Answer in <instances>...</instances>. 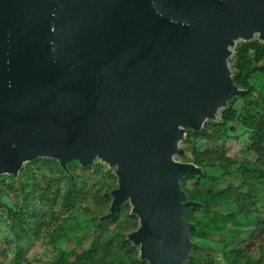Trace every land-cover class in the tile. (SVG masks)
I'll return each mask as SVG.
<instances>
[{"label": "water", "instance_id": "95a60500", "mask_svg": "<svg viewBox=\"0 0 264 264\" xmlns=\"http://www.w3.org/2000/svg\"><path fill=\"white\" fill-rule=\"evenodd\" d=\"M264 43V0H0V175L35 158L106 164L107 211L130 204L125 239L147 264H186L185 217L204 205L182 144L246 89L238 42Z\"/></svg>", "mask_w": 264, "mask_h": 264}, {"label": "rangeland", "instance_id": "374dc122", "mask_svg": "<svg viewBox=\"0 0 264 264\" xmlns=\"http://www.w3.org/2000/svg\"><path fill=\"white\" fill-rule=\"evenodd\" d=\"M254 65L264 63L255 62ZM249 81L255 90L244 100L236 98L234 106L241 109L243 104L248 105L252 111L263 114L264 73H252ZM218 120L220 124L222 119L219 114ZM205 123L214 124L212 121ZM218 141L223 142L230 161L226 163L227 173L223 177L218 167L209 169L217 180L208 187L216 191L227 184L239 185L241 168L238 164L251 166L255 161V155L245 149L248 132L238 120L226 125L225 134ZM185 143L192 148L200 147L204 142L188 133ZM68 169L69 173H64L55 160L38 158L26 162L18 178L0 175V264H52L60 250L68 252L65 258L71 263L74 256L86 250L98 234L102 242L109 239L114 242L111 252L107 254L110 257L108 263L111 257L119 255L126 264H147L138 258L137 246H132L124 237L138 224L137 217L130 214L129 202L120 208L115 219L105 222L104 230L100 226L102 223H96V218L109 206V190L116 185L113 169L99 162L83 168L75 161L68 163ZM256 175L252 173V177ZM193 181L188 180L185 185L193 188ZM256 185L255 200L252 205H247L251 209L247 215L238 216L233 221L209 222L204 238L191 237L197 244L192 250L193 260L197 264H229L224 255L234 246L243 250L235 264H249L264 253V179L258 178ZM200 189L203 190L201 185ZM66 193H69L68 201L65 200ZM233 209L229 201L225 210ZM202 210L194 211L196 218L202 215ZM10 211L23 213V228L14 226ZM259 220L263 227L261 235L257 232L259 229L255 230ZM116 235H121L133 250L128 251L127 245L118 249ZM242 238L245 240L239 241ZM260 264H264V258Z\"/></svg>", "mask_w": 264, "mask_h": 264}, {"label": "trees", "instance_id": "16d2710c", "mask_svg": "<svg viewBox=\"0 0 264 264\" xmlns=\"http://www.w3.org/2000/svg\"><path fill=\"white\" fill-rule=\"evenodd\" d=\"M255 62L264 63V43L253 40L250 42H242L239 46L235 47L234 81L240 87L246 89V92L240 96V99L242 100L247 98V96H249L255 90V87L249 81L251 74L255 72L264 73V65L257 66L254 65ZM236 98H233L229 102L228 108L224 109L221 112L220 116L222 122L220 124L205 123L200 132H187V134L189 133L192 137L202 139L204 142L202 146H193L191 148L188 144L185 143L186 136L184 138V141L182 142V144L189 146L191 150L192 161L203 169L202 176H186L182 180V188L188 195V198L191 200L199 201L204 205V207L202 208V215L200 217H195L194 211L196 210L192 211L185 217L188 221L192 220L191 222L195 223L196 225V230L190 234V237L196 236L204 238L207 235V230L209 229V222L215 224L219 220H225L226 222L233 221L238 216L242 215L244 217L245 215H247V212L251 211V209L247 207V205H252L255 200L257 180L258 178L264 179V113L261 114L258 111H252V109L248 105L244 104V106L242 105L241 109H237L234 106ZM233 120H238L241 127L248 132V142L245 145V149L255 155V161H253V164L251 166H244L242 163L238 164V167L241 168V181L239 185L227 184L226 187L216 191L215 189H211V187H208V185H214L215 181L217 180L215 174L209 173V169L218 167L222 170L220 172V176L222 177L227 173L226 163H228L230 159L226 155L223 142L219 143L218 138L225 134L226 125ZM231 130H233L232 127ZM38 158H35L34 160L29 162H33ZM55 161L59 166L58 161ZM21 171H23L22 168L19 172ZM252 173H256L257 175L255 177H252ZM8 176L13 177L12 175ZM18 176L13 178H18ZM59 178L60 177H58V179ZM188 180H194L193 188H188L185 185ZM10 184L8 183V185ZM200 185L202 186L203 190L200 189ZM68 198L69 193H66L65 200L68 201ZM229 201H231L234 206V209L232 211L225 210V206ZM10 212L12 213V221L14 222V226L18 225L19 229L23 228V213L21 211ZM119 212L120 210L112 219L102 220L98 222V218L103 215L105 213L104 212L96 218V223H102L100 226L101 229L104 230V225L107 224L105 222L115 219L119 215ZM260 223H262V221L259 220L256 224L255 230L259 229L257 232L261 235L263 234V227L260 226ZM125 240L122 239L121 235H116L118 249H122L125 247V245L128 246L131 244V242L128 241L130 243L129 244L128 242H126L127 240ZM243 240L245 239L242 238L239 241ZM113 243L114 242L112 239L102 242L100 240V235L98 234L91 241L90 246L86 250L74 256V260L71 263H69V261L65 258V254H67L68 252L60 250L57 258L52 264H126L119 255H114L113 257H111L110 263H108V259L110 257L107 256V254L108 252H111ZM196 247L197 244L194 249ZM127 248L128 251L133 250L130 246H128ZM242 252V248H240L239 246H234L232 247V249H230L229 253L224 255V258L229 264H235L237 263V259L242 254ZM98 255H101V257H98ZM193 258L194 256L192 255V259L189 260L190 264H197V261L193 260ZM263 258L264 253L261 254L255 261H251L249 264H260L262 263ZM189 261H187L186 264Z\"/></svg>", "mask_w": 264, "mask_h": 264}]
</instances>
